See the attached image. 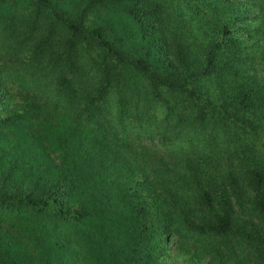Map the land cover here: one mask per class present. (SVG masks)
<instances>
[{
    "label": "trees",
    "instance_id": "1",
    "mask_svg": "<svg viewBox=\"0 0 264 264\" xmlns=\"http://www.w3.org/2000/svg\"><path fill=\"white\" fill-rule=\"evenodd\" d=\"M170 241L264 264V0H0V264Z\"/></svg>",
    "mask_w": 264,
    "mask_h": 264
},
{
    "label": "rangeland",
    "instance_id": "2",
    "mask_svg": "<svg viewBox=\"0 0 264 264\" xmlns=\"http://www.w3.org/2000/svg\"><path fill=\"white\" fill-rule=\"evenodd\" d=\"M239 35H244L242 31H239ZM52 158L55 159V161H58V158H56V154H52ZM168 255H166L164 258H162V261L165 263H171L176 262L178 264H194V262H191L187 258V254H184L183 252H179L177 248V244L174 241H170L168 246Z\"/></svg>",
    "mask_w": 264,
    "mask_h": 264
}]
</instances>
